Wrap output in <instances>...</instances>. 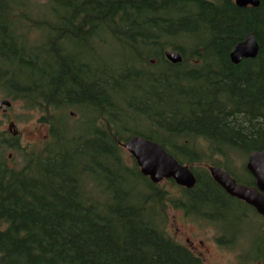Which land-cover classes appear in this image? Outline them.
I'll use <instances>...</instances> for the list:
<instances>
[{
  "label": "trees",
  "instance_id": "obj_1",
  "mask_svg": "<svg viewBox=\"0 0 264 264\" xmlns=\"http://www.w3.org/2000/svg\"><path fill=\"white\" fill-rule=\"evenodd\" d=\"M260 2L0 0V92L50 130L21 169L0 133V264H206L170 236L167 207L208 219L201 206L233 199L200 165L255 186L231 166L264 150ZM249 34L260 52L236 66ZM134 137L187 166L195 188L172 199L127 164Z\"/></svg>",
  "mask_w": 264,
  "mask_h": 264
},
{
  "label": "rangeland",
  "instance_id": "obj_2",
  "mask_svg": "<svg viewBox=\"0 0 264 264\" xmlns=\"http://www.w3.org/2000/svg\"><path fill=\"white\" fill-rule=\"evenodd\" d=\"M219 2L225 0H210ZM45 7L44 2L37 3L36 8ZM104 50L108 51L110 44ZM5 101L0 92V103ZM0 133L5 135L10 145L15 148L8 150L6 162L13 169L23 167L24 155L40 151L48 139L49 128L41 124L40 113L28 112L22 103L15 102L12 106L0 108ZM79 115L71 118L70 126L79 120ZM13 139V140H12ZM17 144V147H16ZM205 146V145H202ZM127 164L134 159L127 153ZM231 168L241 179L248 181L246 170L247 159L233 158ZM200 165L196 168H205ZM173 199L180 195V188L165 180L158 184ZM168 233L181 246L186 247L195 255L201 256L206 264H264V218L236 200L221 196L219 200L211 201L201 206L208 219L187 216L182 210L167 207Z\"/></svg>",
  "mask_w": 264,
  "mask_h": 264
},
{
  "label": "water",
  "instance_id": "obj_3",
  "mask_svg": "<svg viewBox=\"0 0 264 264\" xmlns=\"http://www.w3.org/2000/svg\"><path fill=\"white\" fill-rule=\"evenodd\" d=\"M239 8H259L260 0H235ZM253 34L246 36L230 54L231 62L238 66L245 60H254L260 52V44ZM165 57L173 65L183 62L179 52H166ZM2 106L10 107V103L3 101ZM124 150L135 160L142 175L152 184L158 185L165 180H170L178 187L192 190L197 184V179L187 166H184L171 156L160 144L134 137L127 141ZM246 170L254 178L256 187H247L237 184L228 172L218 167H210L209 172L213 180L225 191L228 196L243 202L253 208L264 218V150L254 152L247 159Z\"/></svg>",
  "mask_w": 264,
  "mask_h": 264
},
{
  "label": "flooded vegetation",
  "instance_id": "obj_4",
  "mask_svg": "<svg viewBox=\"0 0 264 264\" xmlns=\"http://www.w3.org/2000/svg\"><path fill=\"white\" fill-rule=\"evenodd\" d=\"M254 187H256V183H255V186ZM224 191V190H223ZM230 197V196H229ZM243 203V202H242ZM246 205V204H245ZM253 209V208H252Z\"/></svg>",
  "mask_w": 264,
  "mask_h": 264
}]
</instances>
